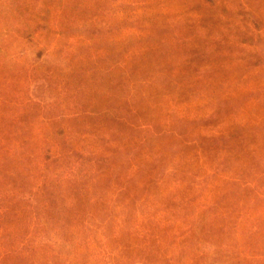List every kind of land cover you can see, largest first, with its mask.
<instances>
[{
	"label": "rangeland",
	"instance_id": "rangeland-1",
	"mask_svg": "<svg viewBox=\"0 0 264 264\" xmlns=\"http://www.w3.org/2000/svg\"><path fill=\"white\" fill-rule=\"evenodd\" d=\"M257 195L264 0H0V264H264Z\"/></svg>",
	"mask_w": 264,
	"mask_h": 264
},
{
	"label": "trees",
	"instance_id": "trees-1",
	"mask_svg": "<svg viewBox=\"0 0 264 264\" xmlns=\"http://www.w3.org/2000/svg\"><path fill=\"white\" fill-rule=\"evenodd\" d=\"M228 140H229V138L226 136H224V138L219 137L217 140L213 141L212 145L213 146H221V144H225ZM239 141H242V140L239 139ZM241 145H242V142L239 144V146H241ZM99 159H100V157L98 159H95V161L88 160L85 163L82 162L81 164H79L81 172L86 171L89 168L92 170L93 167H95L96 169H100L101 167L106 168L107 167V161H106L107 159L105 158L104 160H100L101 163H96V161H98ZM110 159H111V157H108V164L110 162ZM81 175H83V173H81ZM83 184H85V181L83 182ZM245 186H246V184L244 185V188H245ZM233 196H235V194H233ZM256 199L258 201H260L261 203H264V197L257 195ZM52 206H53V203H52ZM52 206H51V204H49L48 207L53 209ZM212 211H214V208H212L211 210L210 209L205 210L203 212L200 220L196 223L191 222L189 224V226H187L184 233L182 234L185 237L186 236L187 237L192 236L193 240L191 241L192 242L191 245L193 247L198 246L201 242V239L208 234L207 231L210 229L209 221L211 219H213L212 218L213 216H209V214ZM256 230H258V228L254 227L253 231H256ZM228 232H229L228 227H226L224 231H223V229L222 230H214L213 233L210 234V238H209L207 245L200 247V249H199L200 255L197 252L196 257L198 259H201L203 263H205L208 260H211V261H213V263L223 264L224 260H222L219 257H221V255L224 254L223 251L225 249V245L227 244V243H225V239H227ZM223 237H225V238L223 239ZM190 248H191L190 245L189 246L185 245L182 249V254L186 253L187 251L193 252L190 250ZM225 252H227V251H225ZM157 256L160 257V255H158V254H157ZM243 258H244V261L246 264L252 263V261H254L253 257L249 258L248 261H247L245 256H243ZM149 261H150V259H147L146 261L143 262V264H149L150 263ZM166 263L170 264L171 262L167 261ZM235 263L236 262L232 261V264H235ZM44 264H57V263L54 261L52 262L49 258L48 261Z\"/></svg>",
	"mask_w": 264,
	"mask_h": 264
}]
</instances>
